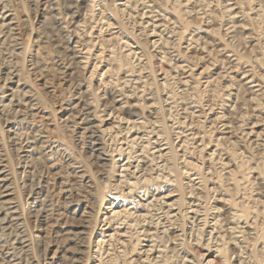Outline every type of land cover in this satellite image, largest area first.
<instances>
[{
    "label": "rangeland",
    "instance_id": "rangeland-1",
    "mask_svg": "<svg viewBox=\"0 0 264 264\" xmlns=\"http://www.w3.org/2000/svg\"><path fill=\"white\" fill-rule=\"evenodd\" d=\"M0 7L13 28L0 104L13 91L28 108H0L18 217L0 250L21 264H264V0ZM78 93L104 130L99 150Z\"/></svg>",
    "mask_w": 264,
    "mask_h": 264
},
{
    "label": "bare ground",
    "instance_id": "bare-ground-1",
    "mask_svg": "<svg viewBox=\"0 0 264 264\" xmlns=\"http://www.w3.org/2000/svg\"><path fill=\"white\" fill-rule=\"evenodd\" d=\"M1 1V0H0ZM7 8V7H6ZM5 8V9H6ZM3 9V7H0V38L2 36H4L5 34H13V28L11 26V20L9 18V13ZM150 17V24L155 28L157 27V20H158V16L157 15H152V16H148V18ZM70 25V24H69ZM158 41V40H157ZM83 61V60H82ZM11 72V71H10ZM245 75V74H244ZM9 76V75H8ZM6 78V77H5ZM245 79V78H244ZM4 81V79H3ZM10 82V81H9ZM252 82V81H251ZM15 83V82H14ZM258 83V82H256ZM10 84V83H9ZM4 86V85H3ZM9 91V90H8ZM83 91V90H82ZM83 93H85V91H83ZM80 94L78 93L76 96V99H78L77 103H81V107L83 108V110L85 111L84 113L81 114V116L78 117V119L80 121H82L85 125V127L83 129H85L87 134V137L90 139V147L92 151L95 150H99V147L103 142L101 141V135L103 133V129H101V123L99 118H96L95 115L93 116V114L91 115V113L89 111H87L88 106L90 105L87 101L83 100L80 98ZM125 94V93H124ZM23 95V94H22ZM5 96H9V102L5 103V104H0V108L1 110H6V107H11L13 109H15V113L18 114H23L25 112H27L26 110L28 109L27 107L22 105V102L19 99H16L15 96L13 95V91L8 92L7 95ZM120 96V97H119ZM122 100L123 99V95H117V98L115 99V104L118 105L117 107L120 106V109L122 108ZM25 102V101H24ZM31 102V101H30ZM76 103V104H77ZM26 104V103H25ZM30 104V103H29ZM150 104V103H149ZM80 105V104H79ZM131 105V104H130ZM31 109L32 107L29 106ZM29 109V110H31ZM0 110V111H1ZM10 111V110H9ZM83 112V111H82ZM189 112V111H188ZM193 116V115H192ZM195 116V115H194ZM199 116V115H196ZM23 117V116H21ZM111 119V118H109ZM112 121H115L114 118L112 119ZM116 123L121 124L124 123L120 118H117ZM223 126L224 125L223 122H225L224 120L220 121ZM77 123V122H76ZM127 124V123H126ZM122 125V124H121ZM129 127V126H128ZM131 127V125H130ZM129 127V128H130ZM190 127V126H189ZM133 130V129H131ZM84 131V130H83ZM186 131V130H185ZM39 135V134H38ZM136 135V134H135ZM130 136V135H129ZM12 137V136H11ZM37 137H43V136H37ZM20 139V138H19ZM44 139V138H43ZM83 139V138H82ZM20 141V140H19ZM33 141V139H32ZM53 144V143H52ZM38 145V144H37ZM51 145V144H50ZM25 146V145H24ZM32 146V145H31ZM46 146V144H42L40 146L44 147ZM28 147V146H26ZM55 147V146H54ZM161 147V146H160ZM159 147V148H160ZM158 148V147H157ZM164 149V148H163ZM45 150V149H44ZM159 150H162L161 148ZM26 151V150H25ZM158 151V149H157ZM48 152V151H47ZM162 152V151H161ZM46 153V152H45ZM48 154V153H47ZM50 154V153H49ZM105 156L108 157H103V160H109L110 157L107 153H104ZM112 157V156H111ZM117 157V156H116ZM137 161V160H136ZM4 162V161H3ZM130 163V162H129ZM145 163V162H144ZM122 165V164H121ZM140 165V164H139ZM127 166V165H126ZM138 166V165H137ZM131 170V169H130ZM70 173V172H69ZM72 173V172H71ZM127 178V177H126ZM129 182V181H128ZM12 191H11V187L9 185V183H7V177L6 174L4 173V170L2 169V166L0 164V226L1 228H5L9 225V227L12 225V223H16V221H18V217L15 216V209H14V204L13 202L8 199L7 197L9 195H11ZM37 193V192H36ZM35 194V193H34ZM40 199V198H39ZM148 201V200H147ZM34 206V205H33ZM172 206V205H171ZM192 209V208H191ZM110 215H113L116 213L115 210L110 209L109 212ZM171 214V213H170ZM229 216V215H228ZM230 219V218H229ZM154 222V221H153ZM11 223V225H10ZM231 226V225H230ZM12 228V227H11ZM10 228V229H11ZM10 231H12L11 234V238L9 241H11L12 244L14 245H18L20 244V246L22 247V238H19V235L15 232L14 229H11ZM112 233V231H111ZM111 236V235H110ZM112 237V236H111ZM6 240V239H5ZM11 244V245H12ZM24 244V243H23ZM2 245V244H1ZM13 245V246H14ZM11 250V249H10ZM154 251V250H153ZM150 253V252H149ZM0 264H21L18 260V256L15 255L13 252L9 253V249L7 250L6 247H2V249L0 250Z\"/></svg>",
    "mask_w": 264,
    "mask_h": 264
}]
</instances>
